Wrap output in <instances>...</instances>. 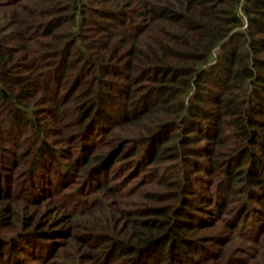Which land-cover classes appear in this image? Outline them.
<instances>
[{"label":"trees","instance_id":"16d2710c","mask_svg":"<svg viewBox=\"0 0 264 264\" xmlns=\"http://www.w3.org/2000/svg\"><path fill=\"white\" fill-rule=\"evenodd\" d=\"M0 264H264V0H0Z\"/></svg>","mask_w":264,"mask_h":264}]
</instances>
